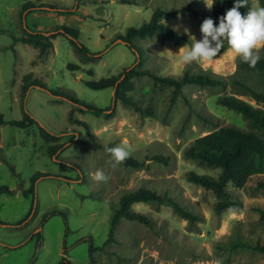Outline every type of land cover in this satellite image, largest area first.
<instances>
[{
    "label": "rangeland",
    "instance_id": "rangeland-1",
    "mask_svg": "<svg viewBox=\"0 0 264 264\" xmlns=\"http://www.w3.org/2000/svg\"><path fill=\"white\" fill-rule=\"evenodd\" d=\"M27 1L0 0V112L5 119L0 124V186L13 189L0 194V264H264V252L251 247L264 245V220L256 210L264 209V188H256L254 178L241 188L228 184L241 201L240 210L217 213L216 195L187 181L185 172L216 175L218 169L182 154L193 138L217 126L245 125L240 113L216 98L241 93L235 78L264 88V71L239 68V57L226 43L212 62L185 64L181 55L193 40L176 44L157 35L133 41L142 67L174 77L184 71L207 73L226 79V85L185 84L172 102L170 86L135 76L127 94L151 111L141 113L114 100L112 88L85 84L138 62L129 46L114 38L148 21L157 8L176 10L161 20L183 32L188 27L200 40V25L211 17L203 0H32L36 7L22 11ZM249 1L251 8L260 7L259 0ZM214 22L218 25L219 18ZM64 28L75 33L74 41L86 53L75 50ZM31 30L57 35L50 48L39 52L14 39ZM258 54L264 56V48ZM68 63L78 69H68ZM71 98L107 109L101 115L84 112ZM25 113L36 123L12 124ZM40 127L58 135L57 141L43 139ZM125 140L129 156L142 164L113 168L105 146ZM56 143L63 145L50 155L47 148ZM156 154L166 162L153 160ZM98 169L109 177L106 183L92 179ZM36 173L44 175L32 181ZM139 187L171 197L196 219L180 217L167 200L137 202L131 209L148 222L121 217L107 241L121 194Z\"/></svg>",
    "mask_w": 264,
    "mask_h": 264
},
{
    "label": "trees",
    "instance_id": "trees-1",
    "mask_svg": "<svg viewBox=\"0 0 264 264\" xmlns=\"http://www.w3.org/2000/svg\"><path fill=\"white\" fill-rule=\"evenodd\" d=\"M121 1L131 2V0ZM234 3L235 0H215L211 9L210 18L213 20L219 18L226 10L231 9ZM259 4L260 7H264V0H259ZM34 7L36 6L32 3V0H28L22 4V11ZM249 8H251V3L248 0V5L241 7L239 11L242 15H246ZM175 12L176 10L167 11L157 8L153 11L150 19L142 25L127 27L124 34H117L114 40L120 39L128 45L135 54V59H137L138 62L135 65L124 67L117 75L85 80L86 86L92 89L112 88L114 90V100L119 99L124 103L130 104L141 113H149L151 111L141 108L133 101L132 97L127 94V92L132 89L131 79L135 76L147 75L151 77L156 84L170 86L172 88L170 97L172 102L175 100L176 96L181 93L182 87L185 84L225 86L227 83L226 79L211 76L207 73H190L184 71L181 76L174 77L173 75L158 74L147 67H142L140 48L133 42L136 39L143 40L159 35L163 40H172L176 44H191L192 39L189 38L187 34L180 30L174 31L172 25L161 20L164 15H171ZM68 13L71 12L68 11ZM64 31L72 36L70 41L76 51L80 53L87 52L83 46H78L74 41V32L66 28H64ZM56 35L57 33L47 35L42 31L31 30L26 31L24 34L14 39L32 45L37 48L39 52H44L52 46L51 39ZM237 66L239 68L263 72L264 56L260 57L255 67H249L247 63H243L241 60H239ZM67 68L76 70L78 66L74 63H68ZM87 72L92 73L91 70ZM232 81L240 86L242 90L241 93L238 95L235 93L218 95L216 102L240 113L245 119V125L226 124L217 126L213 130L193 138L182 150V154L185 158L195 160L200 165L218 169L216 175L198 173L194 170H187L185 172L187 181L202 186L205 189H209L216 195L217 200L214 204V210L217 213H221L223 210L231 207H234L237 211L240 210L241 201L237 198L235 199L231 190L227 187L228 184L233 188H241L249 179L254 178L256 179V188H264V88L253 87L243 79L235 78L232 79ZM242 94H246L249 99L240 97ZM71 100L73 103H77L79 106L83 107L84 112H90L95 115L104 114L107 109L77 99L73 100L71 98ZM251 100H253L254 103H252ZM112 113H107V116ZM4 122V116L0 112V124ZM79 122L86 127L88 126L86 121L79 120ZM34 123H36V120L26 113L21 119L12 121V124L20 127H26ZM40 135L46 141H57L58 139V135L52 134L42 127H40ZM62 145L63 144L56 143L53 146H49L47 150L50 155H53ZM106 147L109 148L107 145L105 148ZM152 159L158 162H166V158L160 154L153 155ZM123 164L138 167L142 162L129 156ZM43 175V173L34 174L32 181L35 180V177ZM32 191L33 182L28 188V192L32 193ZM12 192L13 189L7 186H0V194ZM162 200H167L180 217L189 221L196 219L197 216L194 213L183 208L177 201L167 195H159L155 191L143 187L127 189L121 194L118 207L115 208L111 215L112 226L107 241L112 238V227L116 225L121 217L140 220L145 223L148 222L143 213L131 209L133 203ZM256 210L258 211L259 217L264 220V209L256 207ZM251 247L264 252L263 244H256Z\"/></svg>",
    "mask_w": 264,
    "mask_h": 264
},
{
    "label": "clouds",
    "instance_id": "clouds-1",
    "mask_svg": "<svg viewBox=\"0 0 264 264\" xmlns=\"http://www.w3.org/2000/svg\"><path fill=\"white\" fill-rule=\"evenodd\" d=\"M203 2L206 8L211 10L215 0H203ZM247 5L248 0H235L233 7L219 17L218 25L212 18H205L199 29L202 36L200 40H197L190 33L189 28L185 27L184 33L193 40V44L181 55L182 62L185 64L210 63L221 53L226 43L229 50L243 63H247L249 67H255L260 59L258 50L264 48V7L249 8L247 14L242 15L239 9ZM173 30L178 31V27L173 26ZM127 144L125 140L122 141V145L105 148L113 168L129 157ZM92 179L98 183H106L109 177L103 170L98 169Z\"/></svg>",
    "mask_w": 264,
    "mask_h": 264
},
{
    "label": "water",
    "instance_id": "water-1",
    "mask_svg": "<svg viewBox=\"0 0 264 264\" xmlns=\"http://www.w3.org/2000/svg\"><path fill=\"white\" fill-rule=\"evenodd\" d=\"M120 40V39H119ZM121 41V40H120ZM121 42H123V41H121Z\"/></svg>",
    "mask_w": 264,
    "mask_h": 264
}]
</instances>
